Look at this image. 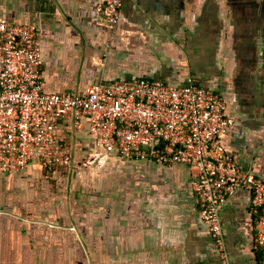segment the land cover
Segmentation results:
<instances>
[{
  "label": "crops",
  "instance_id": "0c3cea01",
  "mask_svg": "<svg viewBox=\"0 0 264 264\" xmlns=\"http://www.w3.org/2000/svg\"><path fill=\"white\" fill-rule=\"evenodd\" d=\"M101 0H0V18L33 24L48 93L84 94L119 78L194 83L221 94L235 119L221 141L264 180V0H122L116 26ZM72 168L0 174V264H262L252 194L236 190L219 211L220 250L193 189L197 171L99 150L89 121H59Z\"/></svg>",
  "mask_w": 264,
  "mask_h": 264
},
{
  "label": "built area",
  "instance_id": "2783aa9c",
  "mask_svg": "<svg viewBox=\"0 0 264 264\" xmlns=\"http://www.w3.org/2000/svg\"><path fill=\"white\" fill-rule=\"evenodd\" d=\"M122 0H101L97 11L112 26ZM70 117L76 128L89 121L99 150L82 162L101 168L112 154L161 165L196 169L193 189L204 223L224 249L219 211L238 189L250 191L257 211V244L264 264V180L242 169L221 136L234 124L223 96L193 82L173 86L161 80L119 78L91 85L86 93H48L38 29L0 18V174L26 167L72 168V144L58 133Z\"/></svg>",
  "mask_w": 264,
  "mask_h": 264
}]
</instances>
